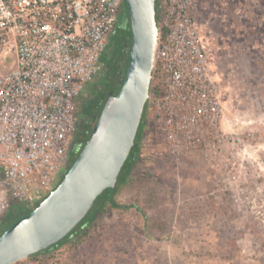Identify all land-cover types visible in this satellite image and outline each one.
<instances>
[{
	"label": "built area",
	"instance_id": "1",
	"mask_svg": "<svg viewBox=\"0 0 264 264\" xmlns=\"http://www.w3.org/2000/svg\"><path fill=\"white\" fill-rule=\"evenodd\" d=\"M158 2L147 101L156 139L146 152L180 159L199 150L238 194L237 181L255 162L251 133L242 136L229 115L218 57L195 20V0ZM126 7V0H0V219L16 206L35 207L63 180L82 94L105 71Z\"/></svg>",
	"mask_w": 264,
	"mask_h": 264
},
{
	"label": "rangeland",
	"instance_id": "2",
	"mask_svg": "<svg viewBox=\"0 0 264 264\" xmlns=\"http://www.w3.org/2000/svg\"><path fill=\"white\" fill-rule=\"evenodd\" d=\"M193 14L218 57L229 115L238 119L242 136L251 133L255 162L237 181L241 192L227 190L199 150L180 159L147 153L156 139L151 118L119 196L139 205L148 220L135 208L104 212L40 255L53 264H264V0H195ZM128 61L124 56L121 70ZM106 74L87 84L80 117L106 89ZM122 83H113L116 93Z\"/></svg>",
	"mask_w": 264,
	"mask_h": 264
},
{
	"label": "water",
	"instance_id": "3",
	"mask_svg": "<svg viewBox=\"0 0 264 264\" xmlns=\"http://www.w3.org/2000/svg\"><path fill=\"white\" fill-rule=\"evenodd\" d=\"M157 0H126L132 44L124 82L109 93L90 139L57 188L0 236V264H15L67 237L115 188L150 97L159 40Z\"/></svg>",
	"mask_w": 264,
	"mask_h": 264
},
{
	"label": "trees",
	"instance_id": "4",
	"mask_svg": "<svg viewBox=\"0 0 264 264\" xmlns=\"http://www.w3.org/2000/svg\"><path fill=\"white\" fill-rule=\"evenodd\" d=\"M156 5L158 8L159 7L158 0L156 1ZM131 44H132V32H131V27H130V18H129V14L125 12V14L121 15L119 23L111 35L110 47L104 56V59L107 63V67L105 69L107 72L106 74L107 76L104 82L106 89L104 91L102 90L97 91L96 94L93 96V98L87 103L86 107L83 108V117L85 118V120L81 127V131L79 132L80 133L79 140L83 142L79 154L81 153L83 147L85 146V144L87 143V141L90 139L92 135V132L98 122V119L100 117V114L102 112V109L105 105V102L108 98L109 93L111 92L115 94L119 93V92L118 93L115 92L112 85L116 80L118 81V79H122V82H124L127 69L121 70L120 63L122 62V59L124 58V56L127 55L129 57V51L131 48ZM108 88L110 89L109 91H108ZM106 91H108L107 94H106ZM79 108L81 109V107ZM150 119H151V115L149 113V110L146 104L143 117H142V123L139 127L136 140H135V144L131 150V153L127 161L125 162L120 172L115 188L106 189L96 199L93 207L91 208L87 216L77 225L75 229L71 231V233L67 237H65L58 243L54 244L53 246L49 247L48 249L41 251L37 254H34L31 257L40 256L43 253L54 250L55 248L59 247L63 243L69 241L71 237L75 236L78 233V230L80 227H82L83 225H86L88 222L94 220L95 218L102 216L104 212H107L111 209L129 210L131 208H135L138 212H140L143 215L145 220H148V217L145 211H143L139 205L135 203L134 204L123 203L119 200V196H120L123 186L127 183L129 179V176L131 174V168L136 163L138 159V155L141 152L142 139L149 125ZM78 156L75 158V160L78 158ZM33 208L34 207L19 205V206L14 207L5 216H3L0 219V236L7 229H9L15 222H17L19 219L23 218L24 216L28 215L33 210Z\"/></svg>",
	"mask_w": 264,
	"mask_h": 264
},
{
	"label": "flooded vegetation",
	"instance_id": "5",
	"mask_svg": "<svg viewBox=\"0 0 264 264\" xmlns=\"http://www.w3.org/2000/svg\"><path fill=\"white\" fill-rule=\"evenodd\" d=\"M125 12L123 14H125ZM109 47H110V45H109ZM101 90H99V91H101ZM93 96H92V98H93ZM80 113L81 112L79 111V117L81 116ZM84 120H85V118L83 116L79 118V123H78V126H77V130H76V133H75V136H74V139H73V142H72V146H71V149H70V153H69L68 166L71 164L72 161L75 160V158L78 156V154H79V152L81 150V146H82L83 142L81 140H79L80 139V133L79 132L81 131V127H82V125L84 123ZM64 172H65V170L63 169L62 175H64Z\"/></svg>",
	"mask_w": 264,
	"mask_h": 264
}]
</instances>
